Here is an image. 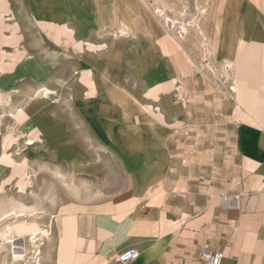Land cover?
Returning <instances> with one entry per match:
<instances>
[{
    "label": "crops",
    "instance_id": "1",
    "mask_svg": "<svg viewBox=\"0 0 264 264\" xmlns=\"http://www.w3.org/2000/svg\"><path fill=\"white\" fill-rule=\"evenodd\" d=\"M91 1L103 19L110 17L113 24L118 19L130 30L114 35H129L130 83L119 79L127 53L120 39L109 51L103 75L93 66V79L82 76L78 81L72 98L75 128L67 129L49 111V99L39 110L32 105L27 109L34 122L28 136L45 134L47 158L66 162L80 191L63 201L55 215L59 264H205L203 243L222 253L221 264H264V0H211L203 21L210 31L223 18L220 39L234 104L225 97L222 111L224 120L234 124L232 149L238 160L236 175L226 182L229 188H224V173L170 175L178 162L170 146L175 135L169 121L180 115L182 105L171 102L168 94L173 83L188 75V66L181 56H165L170 49L183 48L162 34L156 16L165 14L157 15L161 10L152 11L145 0ZM79 8L83 13L84 6ZM196 30L203 34L201 26ZM4 56L0 53L3 62ZM9 61L2 67L10 72L0 78L2 90L26 72L42 76L33 56L17 75L12 71L16 56ZM35 120L48 125L40 127ZM101 153L113 157L110 164ZM110 167L120 177L108 175ZM127 249L140 254L126 263L117 260Z\"/></svg>",
    "mask_w": 264,
    "mask_h": 264
},
{
    "label": "rangeland",
    "instance_id": "2",
    "mask_svg": "<svg viewBox=\"0 0 264 264\" xmlns=\"http://www.w3.org/2000/svg\"><path fill=\"white\" fill-rule=\"evenodd\" d=\"M72 1L74 4H70ZM145 1L152 11L161 10L157 15L165 14L156 16L162 34L171 35L183 46L170 49L165 56H181L188 66V75L173 83L168 94L171 102L182 105L180 115L169 121L175 135L170 146L178 162L170 175L205 178L224 173V188H229L226 182L231 183L236 175L238 160L232 149L234 124L224 120L222 111L225 97L230 106L234 104L229 67L224 62V40L220 39L224 37L223 18L220 15L219 24L208 31L203 21L211 0ZM79 6H84L83 13ZM109 19L99 15L91 0H0V53H5V62L0 59V78L9 75L2 67L13 55V74L17 75L29 56L37 60L42 73L37 79L26 72L7 87L9 90L0 89V215L13 208L24 211L0 222V264H34L36 256L39 264H59L55 215L63 201L75 198L80 191L68 164L47 158L50 151L45 134L28 136L27 129L34 122L27 109L32 105L39 110L49 99V111L67 129L75 128L77 109L72 98L78 81L82 76L84 81H91L93 66L102 76L109 51L120 39L127 53L119 79L130 83L133 54L126 39L129 35L114 36L129 34L130 30L118 19L117 24ZM197 25L203 34L197 33ZM106 26L115 29L103 32ZM94 61L100 65H94ZM44 116L45 112L40 117ZM35 122L40 127L48 125L46 121ZM105 127L109 128L107 124ZM101 157L107 165L113 160L106 153ZM112 167L106 173L120 177L119 170ZM11 236L16 237L15 249L25 254L18 261L10 257L6 243Z\"/></svg>",
    "mask_w": 264,
    "mask_h": 264
},
{
    "label": "built area",
    "instance_id": "3",
    "mask_svg": "<svg viewBox=\"0 0 264 264\" xmlns=\"http://www.w3.org/2000/svg\"><path fill=\"white\" fill-rule=\"evenodd\" d=\"M237 198V197H236ZM137 249H127L116 255V259L126 263L139 256ZM201 257L205 264H221L222 253L214 249L209 243H203L201 247Z\"/></svg>",
    "mask_w": 264,
    "mask_h": 264
},
{
    "label": "bare ground",
    "instance_id": "4",
    "mask_svg": "<svg viewBox=\"0 0 264 264\" xmlns=\"http://www.w3.org/2000/svg\"><path fill=\"white\" fill-rule=\"evenodd\" d=\"M24 211H23V209H19L18 211L17 210H14V208H13V210L12 211H6V212H4V213H2L1 215H0V222L3 220V219H6V218H8L9 216H11V215H16V216H19L20 214H22ZM16 237H17V235H16ZM16 237L15 236H11V237H9L8 239H7V241H6V243L8 244V248H9V250H10V257L12 258V260L13 261H18V260H20V259H23L24 258V255L25 254H22V252H19V251H17L15 248V239H16ZM36 243H33V245H35ZM35 247V246H34ZM38 248V247H37ZM36 253H38V252H36ZM35 253V254H36ZM34 254V255H35ZM40 259L39 258H37V256L36 257H34V264H39V261Z\"/></svg>",
    "mask_w": 264,
    "mask_h": 264
}]
</instances>
